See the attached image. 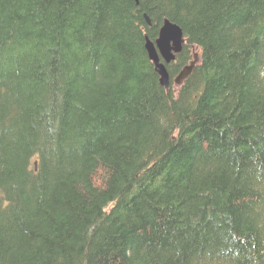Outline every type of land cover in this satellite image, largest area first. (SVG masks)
I'll return each mask as SVG.
<instances>
[{
    "label": "trees",
    "instance_id": "1",
    "mask_svg": "<svg viewBox=\"0 0 264 264\" xmlns=\"http://www.w3.org/2000/svg\"><path fill=\"white\" fill-rule=\"evenodd\" d=\"M0 264H264V0H0Z\"/></svg>",
    "mask_w": 264,
    "mask_h": 264
},
{
    "label": "water",
    "instance_id": "2",
    "mask_svg": "<svg viewBox=\"0 0 264 264\" xmlns=\"http://www.w3.org/2000/svg\"><path fill=\"white\" fill-rule=\"evenodd\" d=\"M146 20L150 25V19L146 17ZM183 43V31L179 27V25L171 22L170 20H165L160 30L159 38L156 42L158 50L156 49L155 45L149 43L146 44V49L148 51L149 57L155 62L156 71L161 77L160 83L166 88L169 87V74L165 65L160 64L157 52H159L167 62H170L175 58L173 52L179 53L180 51H182ZM193 69L194 62H192L190 66L185 67L181 71V73L175 80L176 83L182 84L186 79H188Z\"/></svg>",
    "mask_w": 264,
    "mask_h": 264
},
{
    "label": "bare ground",
    "instance_id": "3",
    "mask_svg": "<svg viewBox=\"0 0 264 264\" xmlns=\"http://www.w3.org/2000/svg\"><path fill=\"white\" fill-rule=\"evenodd\" d=\"M144 12H146V10H145ZM160 12H161V11H160ZM147 13H148V12H147ZM147 13L144 14V17H145V15L148 16ZM148 17H150V16H148ZM162 19H163V18H162ZM165 20H169V19H165ZM170 21H171V20H170ZM151 25H152V23H151ZM151 25H150V26H151ZM157 40H158V39H156L155 41H151L150 39H147V43L152 44V45H155L156 42H157ZM147 43H146V44H147ZM83 49H84V48H83ZM87 53H88V52H87ZM157 54H158V58H159L160 62H164V59H163L162 55H161L159 52H157ZM169 88H170V87H169ZM169 88H168V89H169ZM168 89H167V90H168ZM87 129H88V128H87ZM98 220H99V219H98ZM91 224H92V223H91ZM91 230H92V229H91ZM173 242H174V241H173Z\"/></svg>",
    "mask_w": 264,
    "mask_h": 264
}]
</instances>
